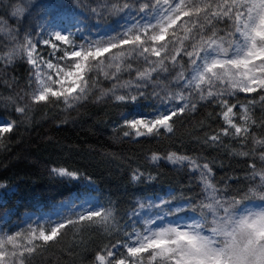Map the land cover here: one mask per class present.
<instances>
[{"label":"snow or ice","instance_id":"obj_1","mask_svg":"<svg viewBox=\"0 0 264 264\" xmlns=\"http://www.w3.org/2000/svg\"><path fill=\"white\" fill-rule=\"evenodd\" d=\"M0 12V77L11 93L0 95L10 114L0 116V142L49 105L115 101L113 139L133 142L171 138L209 109L197 147L130 158L123 208L86 169L64 166L48 174L82 181L76 193L22 213L0 198V264H32L69 231L86 264H264V0H0ZM21 62L26 81L15 89L8 70ZM206 152L242 166L218 179ZM162 161L187 186L140 191L160 180Z\"/></svg>","mask_w":264,"mask_h":264},{"label":"trees","instance_id":"obj_2","mask_svg":"<svg viewBox=\"0 0 264 264\" xmlns=\"http://www.w3.org/2000/svg\"><path fill=\"white\" fill-rule=\"evenodd\" d=\"M8 71L19 80L15 89L23 88L27 71L23 62L16 64L14 70L10 68ZM4 79L7 78L0 77V95H10L4 87ZM103 87L107 88L109 84L104 83ZM117 110L115 101L94 103L92 100L72 110H62L61 107L50 105L35 108L27 127L21 126L9 138L0 142V185H5L0 198L8 206H16L18 213H22L26 206L37 201L43 204L76 193L82 187V181L69 182L48 174L49 168L64 166L82 171L86 169L87 174L92 175L96 181L102 196L110 195L113 200L120 199L117 208H123L127 197L132 193V189L124 182L125 165L130 158L143 161L149 150H176L182 141L184 148L197 147L191 141L202 133L195 131V128L205 112L209 111L202 109L195 115L185 117L171 138L133 142L113 139L111 121L115 120ZM0 115H10L3 110L2 105ZM256 115H260L259 111ZM112 154L120 158L115 159ZM205 155L217 157L215 172L218 179L225 174L235 176L234 169L242 166L240 161H230L222 153L206 152ZM159 171L162 173L160 180L147 187L140 186V191L163 193L171 186L179 193L181 186L188 184L184 172L167 162L159 163ZM184 194L187 195V192ZM84 235L87 237L93 233L86 232ZM74 239L69 231L59 243L50 245L47 251L37 254L32 264H86L83 259L84 250L73 246Z\"/></svg>","mask_w":264,"mask_h":264},{"label":"rangeland","instance_id":"obj_3","mask_svg":"<svg viewBox=\"0 0 264 264\" xmlns=\"http://www.w3.org/2000/svg\"><path fill=\"white\" fill-rule=\"evenodd\" d=\"M10 2H14V0H10ZM37 2H39V0H37ZM66 2H70V0H66ZM3 15H4V13L0 12V16H3ZM5 18H7V17H5ZM9 23L12 24V25H15L16 24V20H10ZM0 116H3V115H0ZM4 188H5V185H4V187H0V194L3 193ZM152 192H155V191H152Z\"/></svg>","mask_w":264,"mask_h":264}]
</instances>
